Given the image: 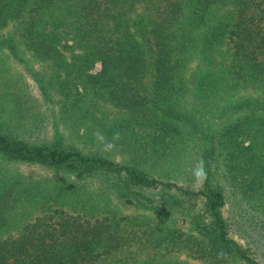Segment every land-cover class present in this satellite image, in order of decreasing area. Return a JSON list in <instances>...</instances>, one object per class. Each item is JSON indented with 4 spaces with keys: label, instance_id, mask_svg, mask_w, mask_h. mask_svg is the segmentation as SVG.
<instances>
[{
    "label": "trees",
    "instance_id": "16d2710c",
    "mask_svg": "<svg viewBox=\"0 0 264 264\" xmlns=\"http://www.w3.org/2000/svg\"><path fill=\"white\" fill-rule=\"evenodd\" d=\"M0 50L26 68L22 53L50 68L44 81L32 73L46 107L36 115L42 131L45 117L76 137L94 139L99 128L111 140L118 130L113 152L129 161L83 153L62 134L30 144L0 132V156L98 177L104 192L125 203L156 200L160 210L168 203L190 212L183 197L200 196L208 226L189 240L196 256L259 264L227 237L218 181L260 215L255 224L264 234V0H0ZM190 153L205 162L200 187L153 175L179 172ZM23 200L40 213L11 232L7 213ZM85 204L62 188L42 191L2 176L0 264H105L133 231L113 214L88 217ZM221 249L227 256L218 259Z\"/></svg>",
    "mask_w": 264,
    "mask_h": 264
},
{
    "label": "rangeland",
    "instance_id": "374dc122",
    "mask_svg": "<svg viewBox=\"0 0 264 264\" xmlns=\"http://www.w3.org/2000/svg\"><path fill=\"white\" fill-rule=\"evenodd\" d=\"M22 58L27 61V68L5 50H0V132L15 134L30 144H49L62 134L63 143L77 147L83 153L94 151L119 164L129 161L122 153L103 152L95 139H90V136L83 132L79 131V137H76V134L63 128L59 120L45 117L46 129L42 131L36 122V115L46 107L41 102L33 74L44 78V81L49 75L50 68L27 53H22ZM98 69L99 64L95 63L91 72ZM238 93L248 94V88L239 90ZM182 162L179 172L166 167L153 175L169 177V180H174L181 186L200 187L192 174L198 165L195 155L190 153ZM2 176H12L24 185L37 184L42 191L62 188L72 202L80 203L85 200V205L89 206L84 208L87 209L88 217L100 214L121 217L123 228L133 231L127 234L130 238L127 242L130 244L110 256L105 264H216L209 259L196 256V252L192 250V243L189 242L190 239L201 237L200 231L203 226H208V217L202 212L203 198L200 196L190 201L183 197L185 199L183 203L190 207V212L183 211L180 206L178 209L176 206L168 208V203L167 210H160L155 206L156 200H153L150 206L137 205L125 203L108 191L104 192L102 189L104 185L98 177L69 173L38 163L11 161L0 156V179ZM218 184L224 190V204L220 208V213L227 226V237L252 251L259 264H264V234L255 224L256 218L258 220L261 218L260 215L252 216L250 209L229 192L222 180H219ZM149 190L153 193L157 191ZM33 196L39 202L40 198L44 199L36 193ZM150 197L156 195L150 194ZM90 207L97 212L91 211ZM105 210L109 212L105 213ZM39 213L34 204L29 205L26 200L20 201L7 213L9 226L5 228L15 232L27 222H31ZM217 264L245 263L227 257Z\"/></svg>",
    "mask_w": 264,
    "mask_h": 264
},
{
    "label": "clouds",
    "instance_id": "9594fccd",
    "mask_svg": "<svg viewBox=\"0 0 264 264\" xmlns=\"http://www.w3.org/2000/svg\"><path fill=\"white\" fill-rule=\"evenodd\" d=\"M92 135L95 141L101 146V150L105 153H111L117 150V142L121 139V133L118 130L113 133L111 140H109L99 128H96ZM192 174L195 178V182L199 185H203L207 179V170L203 160L199 161L198 165L193 169ZM226 256L227 253L223 249L217 253L218 259L225 258Z\"/></svg>",
    "mask_w": 264,
    "mask_h": 264
}]
</instances>
